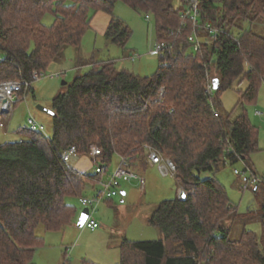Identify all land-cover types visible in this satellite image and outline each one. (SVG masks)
Returning <instances> with one entry per match:
<instances>
[{"label":"trees","instance_id":"16d2710c","mask_svg":"<svg viewBox=\"0 0 264 264\" xmlns=\"http://www.w3.org/2000/svg\"><path fill=\"white\" fill-rule=\"evenodd\" d=\"M118 1L150 16L156 43L168 49L150 77L113 61L87 63L88 72L52 99L50 136L24 128V139L0 145V264H34L35 250L43 245L37 227L56 232L75 222L78 209L67 200L86 197L101 172L78 171L62 154L75 147L77 156L86 155L96 142L101 164L118 155L129 169L147 165L144 146L151 147L174 162V177L186 194L160 203L148 220L161 240L121 241L119 264H264V199L259 209L239 213L216 179L200 178L226 160L246 165L258 151V132L243 108L264 85V37L234 23L250 26L264 19V0H200L201 27L218 31L213 40L202 29L198 51L188 42L192 23L181 16L185 0H179L181 8L176 0H0V83L32 85L34 71L45 74L65 47H79L92 14H112ZM47 13L54 17L50 26L42 22ZM129 34L113 18L104 37L123 46ZM211 69L219 79L212 96L205 90ZM236 82L247 87L239 92L242 111L233 119L214 104L220 107V94ZM259 179L255 196L261 186L264 193V175ZM231 215L235 221H260L261 236L243 231L231 240L222 224Z\"/></svg>","mask_w":264,"mask_h":264},{"label":"rangeland","instance_id":"374dc122","mask_svg":"<svg viewBox=\"0 0 264 264\" xmlns=\"http://www.w3.org/2000/svg\"><path fill=\"white\" fill-rule=\"evenodd\" d=\"M175 7L181 8L179 0L175 1ZM113 18L121 20L130 33L123 46L113 44L104 37L109 22ZM53 21L54 17L51 13L45 14L42 18V22L46 26L52 25ZM235 27L251 29L254 33L264 37V19L250 26L247 23L236 21ZM210 28L218 31L216 28ZM196 29L192 26V33L196 31L197 38H199V34L204 35L202 29L208 32V29L200 26ZM188 42L191 43L189 40ZM155 43L156 33L153 19L132 10L121 1L116 2L112 14L102 11L92 14L90 25L85 30L79 47L77 49L71 46L65 47L59 59L52 62L46 69V77L31 85L32 92H29L26 100L15 101L11 116L4 118L0 115V145L24 139L19 130L27 128L26 121L29 116L37 124L43 126L45 136H50L52 132L51 117L38 111L36 106L40 105L51 110L52 99L58 94L66 93L75 77L88 72L87 63L113 61L119 69H126L140 77L152 76L159 66L158 56L150 53L154 49ZM200 48L201 46L198 50ZM81 64L83 65L79 69L75 68ZM56 73H62V76H52ZM213 75L211 69L207 76L206 91L209 83H212L215 78ZM246 87V82L240 84L236 82L232 88L220 94V107L217 106L215 100L214 106L218 107L222 115L226 116L232 112L234 119L242 111L237 106L239 92L244 91ZM243 109L251 126L258 132V151L250 155L246 165L241 161L230 163L226 160L224 163H220L213 172L200 174L202 180L216 179L225 189L229 201L239 213L259 209L264 199L262 186L258 196L252 192L254 187L252 174L258 178L264 175V85L259 89L255 102L245 104ZM95 150L99 153L94 154ZM100 160L101 149L97 142L90 146L86 155L72 156L69 160L72 167L84 173L96 174L99 166L107 168L106 173H101L99 176V182L96 185L87 186L84 194L86 197H92L97 191L103 190V185L109 182L110 177L120 165L118 155H113L108 164H101ZM131 170L144 180V190H141L140 182L136 179L122 182L119 192L124 190L126 196H121L119 193L118 196L106 199L97 205L96 213L92 217L97 220L99 229L94 232L76 227L75 224L82 207L80 202L68 199L67 202L78 209L75 224L56 232H47L42 226H38L36 235L43 239V245L35 250L33 263L119 264V246L123 239L131 242L161 240L162 233L158 228L149 225L148 220L160 203L179 197L177 190L180 183L173 176H161L156 166L144 165ZM180 192H183L181 187ZM108 201L112 204L105 205ZM222 224L230 230L231 240H238L243 231H251L257 238L261 236L260 221L255 220L250 223L235 221L231 215Z\"/></svg>","mask_w":264,"mask_h":264},{"label":"built area","instance_id":"2783aa9c","mask_svg":"<svg viewBox=\"0 0 264 264\" xmlns=\"http://www.w3.org/2000/svg\"><path fill=\"white\" fill-rule=\"evenodd\" d=\"M185 9L182 12L181 16L185 19H188L192 22V26L197 30V27H201L200 25V0H185ZM184 26V23L181 25ZM203 28L208 29V34L213 37L216 35V31L210 28V25L206 24ZM194 34V35H192ZM188 40L192 44L193 51H197L200 47L199 39L197 38V32H193ZM168 49L166 44L163 43H155V47L150 51L152 55L164 56V51ZM62 74L56 73L52 74V76L59 77ZM46 77L45 74L38 73L34 71L31 76V81L36 82L41 78ZM31 86V82L27 81H17L10 80L3 83H0V115L4 118L10 117L12 114V108L15 104V101L23 100L25 101L27 98V91ZM22 91V96H19V92ZM212 83L210 82L207 88L206 93L212 96L213 93ZM212 112L215 117L218 116L217 111L212 109ZM27 128L32 131H37L43 133V126L37 124L35 120L29 116L27 118ZM1 126V125H0ZM147 152V158L150 164L156 166L158 172L161 176H173L176 172V166L174 162H172L168 158L162 157L159 153H157L154 149L148 146H144ZM94 154H98L99 151H93ZM72 156H77V150L75 147H70L62 154L63 161L67 162L70 160ZM107 168L105 166H101V173H106ZM237 173L236 171H234ZM252 174V173H251ZM132 179H136L140 182L141 187L144 185V181L142 178L138 177L135 172L127 167V162L124 158L120 157V165L114 171L112 176L109 179V182L103 185V190L97 191L92 197H83L79 200L80 205L83 208L88 209L87 218L82 226V228H86L89 230H95L98 228V223L92 217L96 213V207L99 203L103 202L106 199H110L118 196L120 193V184L122 182H127ZM258 182H262L256 175L252 174V183L255 185Z\"/></svg>","mask_w":264,"mask_h":264},{"label":"water","instance_id":"95a60500","mask_svg":"<svg viewBox=\"0 0 264 264\" xmlns=\"http://www.w3.org/2000/svg\"><path fill=\"white\" fill-rule=\"evenodd\" d=\"M63 84H65V82H62ZM212 87H213V90L216 91L219 87V79L218 78H213L212 80ZM36 109L50 117H53L54 116V112L50 109H46V108H43L42 106L40 105H37L36 106ZM100 168L101 166L98 167L97 171H96V174H99V171H100ZM255 190V188H254ZM186 196V194L184 192H180L179 193V199H184ZM87 215H88V209L87 208H83L78 216V219H77V222H76V226L77 228H82L86 218H87Z\"/></svg>","mask_w":264,"mask_h":264},{"label":"crops","instance_id":"0c3cea01","mask_svg":"<svg viewBox=\"0 0 264 264\" xmlns=\"http://www.w3.org/2000/svg\"><path fill=\"white\" fill-rule=\"evenodd\" d=\"M147 165H151V166H154V165H152V164H150L149 162H148V164ZM155 167V166H154ZM157 169V168H156ZM89 174V173H88ZM144 181V180H143ZM140 187H141V184H140ZM254 188H255V190H256V186H254ZM141 190H144V185H143V187H141ZM178 193H180V186L178 187ZM120 194H121V196H126V192L124 191V190H122L121 192H120ZM112 204V202H110V201H108V202H106L105 203V205H111ZM95 220V219H94ZM76 221V220H75ZM96 222H97V220H95ZM75 223L73 222L71 225L73 226ZM70 225V226H71ZM76 225V224H75ZM99 225V224H98ZM77 227V226H76ZM97 229H99V226H98V228ZM97 229H95V230H97ZM95 230H91V231H95Z\"/></svg>","mask_w":264,"mask_h":264},{"label":"clouds","instance_id":"9594fccd","mask_svg":"<svg viewBox=\"0 0 264 264\" xmlns=\"http://www.w3.org/2000/svg\"><path fill=\"white\" fill-rule=\"evenodd\" d=\"M98 169V168H97Z\"/></svg>","mask_w":264,"mask_h":264}]
</instances>
